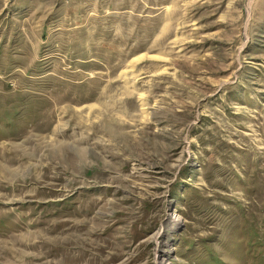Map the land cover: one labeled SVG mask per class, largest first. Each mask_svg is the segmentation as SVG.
Returning <instances> with one entry per match:
<instances>
[{
	"label": "rangeland",
	"instance_id": "1",
	"mask_svg": "<svg viewBox=\"0 0 264 264\" xmlns=\"http://www.w3.org/2000/svg\"><path fill=\"white\" fill-rule=\"evenodd\" d=\"M0 264H264V0H0Z\"/></svg>",
	"mask_w": 264,
	"mask_h": 264
}]
</instances>
